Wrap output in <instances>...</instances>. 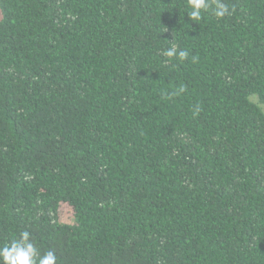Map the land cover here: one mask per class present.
Here are the masks:
<instances>
[{
    "label": "trees",
    "instance_id": "obj_1",
    "mask_svg": "<svg viewBox=\"0 0 264 264\" xmlns=\"http://www.w3.org/2000/svg\"><path fill=\"white\" fill-rule=\"evenodd\" d=\"M223 2L0 0V245L264 264V0Z\"/></svg>",
    "mask_w": 264,
    "mask_h": 264
},
{
    "label": "clouds",
    "instance_id": "obj_2",
    "mask_svg": "<svg viewBox=\"0 0 264 264\" xmlns=\"http://www.w3.org/2000/svg\"><path fill=\"white\" fill-rule=\"evenodd\" d=\"M186 7L188 9L187 16L195 22L201 21L205 13H209L220 20L232 15V12L235 11L234 8L230 11L229 6L223 0H186ZM162 55L168 60L176 58L183 62L188 59L189 53L187 50L179 48L177 43L173 41L168 48L162 51ZM192 59L193 62L196 61V57ZM167 62L166 60L165 63ZM185 91L186 86L181 85L168 98L171 99ZM200 110L199 105H196L193 109V115H198ZM0 264H57V256L52 250H47L41 255L31 238L30 232L23 230L18 237L0 245Z\"/></svg>",
    "mask_w": 264,
    "mask_h": 264
},
{
    "label": "rangeland",
    "instance_id": "obj_3",
    "mask_svg": "<svg viewBox=\"0 0 264 264\" xmlns=\"http://www.w3.org/2000/svg\"><path fill=\"white\" fill-rule=\"evenodd\" d=\"M63 212H64V214L67 215V216H69L70 213H71L70 209H68V208H66V207L63 208Z\"/></svg>",
    "mask_w": 264,
    "mask_h": 264
}]
</instances>
